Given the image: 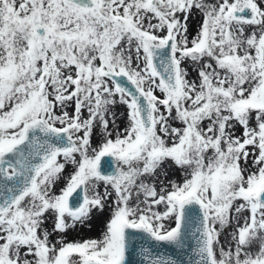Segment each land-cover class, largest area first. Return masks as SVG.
Here are the masks:
<instances>
[{"label":"snow or ice","instance_id":"1","mask_svg":"<svg viewBox=\"0 0 264 264\" xmlns=\"http://www.w3.org/2000/svg\"><path fill=\"white\" fill-rule=\"evenodd\" d=\"M133 254L264 264V0H0V264Z\"/></svg>","mask_w":264,"mask_h":264},{"label":"rangeland","instance_id":"2","mask_svg":"<svg viewBox=\"0 0 264 264\" xmlns=\"http://www.w3.org/2000/svg\"><path fill=\"white\" fill-rule=\"evenodd\" d=\"M119 110H123L120 108ZM176 177L179 178V173H175ZM107 216V212L103 216L97 217L94 215L93 220L89 223L92 225L90 228L87 226L78 227L76 231L71 232L68 238L71 239H84L89 237H96L100 234V231L103 227V221Z\"/></svg>","mask_w":264,"mask_h":264},{"label":"water","instance_id":"3","mask_svg":"<svg viewBox=\"0 0 264 264\" xmlns=\"http://www.w3.org/2000/svg\"><path fill=\"white\" fill-rule=\"evenodd\" d=\"M189 243H190V241H189ZM154 250L159 252L160 254L173 256V257L181 259V260H184L187 258L185 255V252H183V251L177 252L175 249L164 244L163 242L156 244L154 247ZM131 260H132L133 264H138L139 257L136 256L135 254H133V256L131 257Z\"/></svg>","mask_w":264,"mask_h":264}]
</instances>
